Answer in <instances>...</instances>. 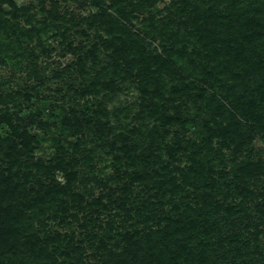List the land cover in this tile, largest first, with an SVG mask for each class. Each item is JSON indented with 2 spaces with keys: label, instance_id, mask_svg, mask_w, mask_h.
<instances>
[{
  "label": "trees",
  "instance_id": "trees-1",
  "mask_svg": "<svg viewBox=\"0 0 264 264\" xmlns=\"http://www.w3.org/2000/svg\"><path fill=\"white\" fill-rule=\"evenodd\" d=\"M9 66L0 264H264V0H0Z\"/></svg>",
  "mask_w": 264,
  "mask_h": 264
},
{
  "label": "rangeland",
  "instance_id": "rangeland-1",
  "mask_svg": "<svg viewBox=\"0 0 264 264\" xmlns=\"http://www.w3.org/2000/svg\"><path fill=\"white\" fill-rule=\"evenodd\" d=\"M12 1H14L18 6H25V5L26 6H29V5H32V4H34V6L37 5V0H12ZM168 1L169 0H165V4ZM160 7H162V5H160ZM37 11L38 10H36V8H35L32 12L34 14H36L38 16V18H41L39 16V14H37L38 13ZM55 58H56L55 59L56 61L60 62V66L61 67L64 66L71 59L70 56H67L66 58H58V57L55 56ZM23 65H25V64L23 63ZM11 68L12 67L9 66V68H7V69L0 70V75H1L2 79H4V81L11 80V82H12L11 84L6 85L5 88H3L4 90H7L8 92L9 91L10 92L14 91L15 84H18V85L20 84V81L18 80V78H20L21 76H23L24 68L25 67L24 66H21L19 70H15L14 68H12V69ZM50 90H53V95L52 96H57V95H54L55 85L52 84V83L51 84L50 83L49 84H46L44 86V88L42 89L43 95L46 96V97L51 96V93L52 92ZM135 94L136 93L133 91L132 93H129L126 96L124 95V98L126 99L125 102L126 103L131 102L134 99ZM24 106H25L24 108H26L27 104H25ZM31 131L33 133H38V131L36 130L35 127H32L31 128ZM0 132L2 134H4L5 133V129H0ZM189 136H191V133L189 134ZM195 138H196V136H195ZM255 144H256L257 148H261L262 151L264 152V141L256 140ZM45 154H47L46 146H41L40 151L37 152V155L36 156L41 157V156H44ZM58 178H59L60 181H62V177L60 175H58Z\"/></svg>",
  "mask_w": 264,
  "mask_h": 264
}]
</instances>
